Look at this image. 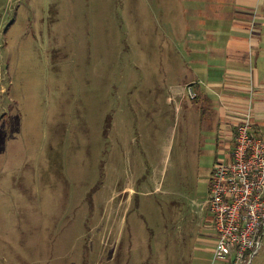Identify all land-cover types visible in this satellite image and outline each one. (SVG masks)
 I'll return each mask as SVG.
<instances>
[{"label": "rangeland", "instance_id": "1", "mask_svg": "<svg viewBox=\"0 0 264 264\" xmlns=\"http://www.w3.org/2000/svg\"><path fill=\"white\" fill-rule=\"evenodd\" d=\"M231 5L0 0V264L210 263Z\"/></svg>", "mask_w": 264, "mask_h": 264}, {"label": "built area", "instance_id": "2", "mask_svg": "<svg viewBox=\"0 0 264 264\" xmlns=\"http://www.w3.org/2000/svg\"><path fill=\"white\" fill-rule=\"evenodd\" d=\"M186 94L195 98L190 86ZM204 208L215 235L209 264H251L264 239V136L252 133L249 114L213 166Z\"/></svg>", "mask_w": 264, "mask_h": 264}, {"label": "crops", "instance_id": "3", "mask_svg": "<svg viewBox=\"0 0 264 264\" xmlns=\"http://www.w3.org/2000/svg\"><path fill=\"white\" fill-rule=\"evenodd\" d=\"M231 7L232 20L229 31L219 32L224 37L227 36L222 45L224 49H220L224 51L219 53L224 56L220 62L223 75L219 81L208 83V87L218 90L222 99L223 117L217 119L214 127L217 159L223 158L224 154L231 151L233 132L230 130L242 122L247 114L252 127L262 132L260 134L264 136V0H232ZM187 85L193 88L197 98L194 103L201 98L205 104L199 109L200 115L209 114L211 110L209 97L196 89L195 81H185L183 86L174 90L185 98ZM220 129L226 130L221 138L230 141L222 153L219 149Z\"/></svg>", "mask_w": 264, "mask_h": 264}, {"label": "trees", "instance_id": "4", "mask_svg": "<svg viewBox=\"0 0 264 264\" xmlns=\"http://www.w3.org/2000/svg\"><path fill=\"white\" fill-rule=\"evenodd\" d=\"M216 162H217V156L215 155V159H214L213 164H216Z\"/></svg>", "mask_w": 264, "mask_h": 264}, {"label": "flooded vegetation", "instance_id": "5", "mask_svg": "<svg viewBox=\"0 0 264 264\" xmlns=\"http://www.w3.org/2000/svg\"><path fill=\"white\" fill-rule=\"evenodd\" d=\"M209 178H210V173H209ZM208 185H209V182H208Z\"/></svg>", "mask_w": 264, "mask_h": 264}]
</instances>
